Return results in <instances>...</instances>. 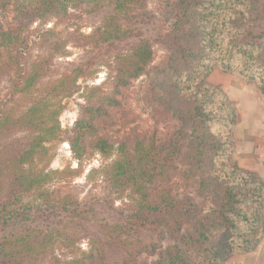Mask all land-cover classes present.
<instances>
[{
  "label": "trees",
  "instance_id": "obj_1",
  "mask_svg": "<svg viewBox=\"0 0 264 264\" xmlns=\"http://www.w3.org/2000/svg\"><path fill=\"white\" fill-rule=\"evenodd\" d=\"M70 44L79 59L60 65ZM216 67L264 102V0H0V264H225L254 252L264 178L233 160L239 113L207 81ZM144 76L153 129L127 130L119 97ZM75 95L66 140L78 167L49 169ZM94 154L86 180L106 186L102 198L51 188Z\"/></svg>",
  "mask_w": 264,
  "mask_h": 264
},
{
  "label": "rangeland",
  "instance_id": "obj_2",
  "mask_svg": "<svg viewBox=\"0 0 264 264\" xmlns=\"http://www.w3.org/2000/svg\"><path fill=\"white\" fill-rule=\"evenodd\" d=\"M151 8H154L155 5L152 3L150 5ZM94 17L90 15L84 16L78 22L81 25L82 32L89 33L93 24H95ZM52 23V22H51ZM53 24V23H52ZM63 26H59V29H62ZM71 56L67 59L61 60L60 65L65 63L66 60H74L79 59L81 51L78 48H74L72 44H70ZM157 54H161V50L157 48ZM219 70L225 74H227L230 78L229 81H223L222 83H217L211 79V75L208 77L207 81L215 86H219L228 96V98L234 103L236 106L239 117L237 125L235 126L234 133H233V141H234V148H233V160L239 164L240 167L253 170L258 172L257 170L251 169L257 167L260 172H258L264 178V150H256V155L260 154L258 157H252L253 159H245L241 152L242 146V137L243 132L242 128L244 127L241 125V110L243 108H248L251 104L253 99L257 103V105L261 108V112L259 114V118L255 123L257 128H261V131L264 129V102L260 98L258 94V90L255 84L248 83L245 80L224 72L220 68L216 67L213 71ZM99 72L94 75L93 79H89L88 83L92 84L93 80L95 83H100L104 80V76L106 73L105 68H99ZM147 78L141 77L139 80L134 81L133 85L128 89L123 90L122 96L119 98L123 101V105L126 107V110L129 111L130 116L126 118L128 129L137 130V131H146L153 129V120L149 114V108L144 103L142 96H143V88L146 86ZM7 83L5 81L0 83V94L4 95L6 93ZM81 95H75L74 98L68 101L67 107L64 109L63 113L60 116V123L62 126V130L64 131V135L62 139L53 141L49 144L50 147V154L51 158L48 162L49 169H65V168H77V159L74 153L71 151V147L66 140L67 132L70 130L75 122V120L79 117V105L78 103L83 102V99L80 97ZM115 116L113 117L112 121H119L118 118L120 117L119 110L114 111ZM259 125V126H258ZM125 128L122 127L119 122L112 125L109 128L108 132L112 134L114 139L119 137V132L124 133ZM260 135V134H259ZM262 137L257 135V148L261 144L264 146V139H260ZM263 148V147H262ZM102 162V158L98 154H94L89 159L85 160L83 166L80 168V174L77 176L73 181L70 183L66 182H59L51 186L52 189L60 190L63 194L70 193L76 199L80 201L91 200L93 198H102L105 195L106 186L97 182H87L86 175L88 172L95 167H98ZM119 203H117L118 205ZM264 237L256 250L263 244ZM237 255V254H236Z\"/></svg>",
  "mask_w": 264,
  "mask_h": 264
},
{
  "label": "crops",
  "instance_id": "obj_3",
  "mask_svg": "<svg viewBox=\"0 0 264 264\" xmlns=\"http://www.w3.org/2000/svg\"><path fill=\"white\" fill-rule=\"evenodd\" d=\"M211 79L215 82L217 81L218 83H222L223 81L227 82L230 80L227 74L219 70L213 71ZM249 103L251 105L248 108H243L241 110L242 114L240 123L244 126L242 128L243 137L241 152L245 159H253L252 157H255L257 152L256 150H264V146L261 143L258 146L259 148L256 147L258 145L256 141L257 135H262L260 139H264V129L261 131L262 127L259 129L255 126V123L253 124V121L260 119L259 114L261 112V108L257 105L254 99ZM259 155L260 154L256 155V157H258ZM251 169L257 170L262 174V172L257 169V167ZM225 264H264V242L258 250H255L254 252L248 254L233 255Z\"/></svg>",
  "mask_w": 264,
  "mask_h": 264
}]
</instances>
